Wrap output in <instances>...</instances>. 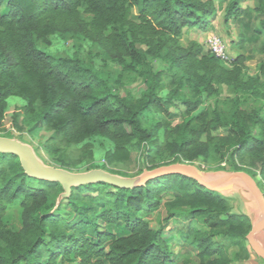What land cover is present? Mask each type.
Masks as SVG:
<instances>
[{"label": "trees", "instance_id": "16d2710c", "mask_svg": "<svg viewBox=\"0 0 264 264\" xmlns=\"http://www.w3.org/2000/svg\"><path fill=\"white\" fill-rule=\"evenodd\" d=\"M221 1L227 21L241 17L243 0ZM253 11L264 38V0H255ZM216 16L212 0H0V131L9 99L21 98L25 106L12 125L24 115L32 130L50 132L45 151L61 169H93L89 140L102 137L112 144L106 159L116 164L135 153L150 170L228 163L234 172L258 173L263 187L262 74L248 73L244 54L228 65L205 44L181 42L187 30H211ZM55 35L98 45L108 60L138 75L141 95L123 96L94 66L39 48ZM156 61L165 69L157 70ZM224 88L231 96L222 99ZM207 99L216 103L202 109ZM169 196L185 200L189 222L178 236L198 264L249 258V217L233 213L188 173L133 187L93 180L68 188L28 173L17 153L0 150V264H179L163 229L146 219ZM13 209L20 210L18 229L6 220Z\"/></svg>", "mask_w": 264, "mask_h": 264}, {"label": "rangeland", "instance_id": "374dc122", "mask_svg": "<svg viewBox=\"0 0 264 264\" xmlns=\"http://www.w3.org/2000/svg\"><path fill=\"white\" fill-rule=\"evenodd\" d=\"M212 1L215 2L217 7V16L213 21L212 29L207 32L187 30L181 40L182 44L187 45L189 41H196L204 45L210 35L216 34L223 39L233 58L239 54H244L246 56V67L249 74H262V78H264V70H262V67L264 68V52L262 51L264 38L258 34L261 18L253 11L255 0H243L241 2V17L238 20L230 21L226 20L227 3L221 0ZM241 44H243L242 49L240 47ZM39 48L50 54L65 58H80L87 64L94 66L102 74L108 76L114 89L123 96L128 95L138 98L144 89L142 80L135 72H128L120 63L108 60L101 48L89 41L74 39L69 36L55 35L49 39L48 43H40ZM155 67L157 70H164L165 64L156 61ZM230 96L228 89L224 88L222 99ZM215 103L216 99H207L202 109L213 106ZM257 104H259L258 101ZM24 106L25 102L21 98L12 97L9 99L4 129L0 131V140H7L20 146L23 149L25 159L29 163L56 169L67 179L91 172H97L113 181L133 183L141 180L148 174H155L165 169L169 170L172 166L177 165L167 163L162 164V166L157 169L150 170V166L146 165L136 153L129 163H113L106 159V154L112 150L110 141L102 137H93L89 140V143L93 146L95 167L87 171L83 169L73 172L61 169L45 151V143L51 134L50 132L45 129L32 130L33 122L31 118L24 115L19 116L16 126L12 125L13 115L19 114ZM172 110L175 114V122H182L183 119L180 113H178L175 108ZM153 120V116L146 117V121L149 124H151ZM8 149L10 148L6 144H0V150ZM182 165L197 168L205 179L215 182V186H219L228 176L239 173L241 178L246 181L247 185L251 188H253V186L257 187L264 194V184L262 187L263 181L258 173L252 178L245 172L232 171L228 163H224L222 169L215 166L212 168L206 167L199 161ZM26 171L29 172L28 170ZM35 175L40 178L52 179V177L44 173H35ZM215 192H218L230 203L233 213L248 216L253 226L260 221L263 214V208L260 202L239 182L233 181L224 190ZM183 201L185 200H178L175 196H169L164 201L162 207L146 216V219L153 228L163 229L164 236L170 239L172 250L179 264H198L195 250L183 243L178 236L179 231L183 230L189 222L186 217V209L183 206ZM6 220L13 229H18L20 227V210H11L7 214ZM262 225H264V221ZM254 240L258 244L260 243V246L264 248V229L255 235ZM247 246L250 252L249 258L236 261L233 264H254L257 262L264 264V257L251 247L248 240Z\"/></svg>", "mask_w": 264, "mask_h": 264}, {"label": "water", "instance_id": "95a60500", "mask_svg": "<svg viewBox=\"0 0 264 264\" xmlns=\"http://www.w3.org/2000/svg\"><path fill=\"white\" fill-rule=\"evenodd\" d=\"M0 144H6L10 149L8 150H12L15 153L20 155L21 158V163L23 164V166L25 167L26 170H28V173H44V174H48L50 177L57 179L59 181H61L62 183L66 184L68 186V188L72 185H81L84 183H88L90 181L93 180H101V181H105L107 183L110 184H114V185H118V186H122V187H133V186H137V185H141L144 182H146L147 180L157 177L159 175L168 173V172H185L188 173L190 176H192L194 179H196L202 186L212 190V191H222L224 190L231 182L233 181H237L239 182L246 190H248L249 192H251L256 198L257 200L260 202L262 208H263V214L261 216L260 221L253 226L252 231L249 233V235L247 236V240L249 241L251 247L258 252L262 257H264V248L262 246H260L255 240L254 237L255 235H257L259 232L263 231L264 229V225H262V222L264 221V194L261 192L260 189H258L257 187L253 186V188H251L249 185H247L242 179L239 173H235L232 174L230 176H228L227 178H225L220 184L219 186H215L214 184H210L209 182H207V180L205 179V177L201 174V172L193 167V166H185V165H174L172 166L169 170L165 169L163 171H160L158 173L155 174H148L146 175L144 178H142L141 180H138L136 182L133 183H128V182H117V181H113L110 178L97 173V172H91L88 174H84L81 176H77L71 179H67L61 172L57 171L56 169L53 168H48L45 166H41V165H37V164H31L29 163L25 157H24V153H23V149L10 142L7 140H0ZM17 151V152H16Z\"/></svg>", "mask_w": 264, "mask_h": 264}, {"label": "built area", "instance_id": "2783aa9c", "mask_svg": "<svg viewBox=\"0 0 264 264\" xmlns=\"http://www.w3.org/2000/svg\"><path fill=\"white\" fill-rule=\"evenodd\" d=\"M205 46L223 63L228 65L232 63V56L229 53V49L220 36L216 34L210 35L205 42Z\"/></svg>", "mask_w": 264, "mask_h": 264}, {"label": "crops", "instance_id": "0c3cea01", "mask_svg": "<svg viewBox=\"0 0 264 264\" xmlns=\"http://www.w3.org/2000/svg\"><path fill=\"white\" fill-rule=\"evenodd\" d=\"M259 245H261V244L259 243ZM254 264H260V262H257V263H254Z\"/></svg>", "mask_w": 264, "mask_h": 264}, {"label": "bare ground", "instance_id": "6f19581e", "mask_svg": "<svg viewBox=\"0 0 264 264\" xmlns=\"http://www.w3.org/2000/svg\"><path fill=\"white\" fill-rule=\"evenodd\" d=\"M243 181H244V179L243 178H241ZM245 183H246V181H244Z\"/></svg>", "mask_w": 264, "mask_h": 264}]
</instances>
